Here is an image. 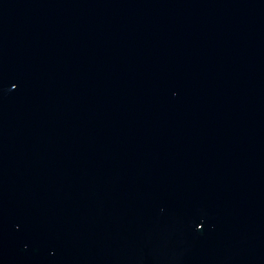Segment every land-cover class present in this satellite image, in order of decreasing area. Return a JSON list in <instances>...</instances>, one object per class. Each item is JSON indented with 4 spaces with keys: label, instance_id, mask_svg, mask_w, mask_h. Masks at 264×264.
<instances>
[{
    "label": "water",
    "instance_id": "95a60500",
    "mask_svg": "<svg viewBox=\"0 0 264 264\" xmlns=\"http://www.w3.org/2000/svg\"><path fill=\"white\" fill-rule=\"evenodd\" d=\"M0 264H264V0H0Z\"/></svg>",
    "mask_w": 264,
    "mask_h": 264
}]
</instances>
